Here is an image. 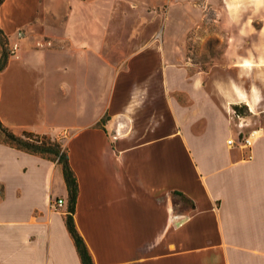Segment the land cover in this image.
Returning a JSON list of instances; mask_svg holds the SVG:
<instances>
[{
    "label": "crops",
    "instance_id": "obj_1",
    "mask_svg": "<svg viewBox=\"0 0 264 264\" xmlns=\"http://www.w3.org/2000/svg\"><path fill=\"white\" fill-rule=\"evenodd\" d=\"M127 2L5 0L9 47L24 38L0 72V120L68 149L95 264H264V129L238 146L227 113L239 86L175 81L187 69L172 65L157 19L113 32ZM130 36L118 69L113 41ZM67 208L61 165L1 140L0 264H83Z\"/></svg>",
    "mask_w": 264,
    "mask_h": 264
},
{
    "label": "rangeland",
    "instance_id": "obj_2",
    "mask_svg": "<svg viewBox=\"0 0 264 264\" xmlns=\"http://www.w3.org/2000/svg\"><path fill=\"white\" fill-rule=\"evenodd\" d=\"M120 16L124 22L113 32L123 35L141 32L144 26L150 28L151 19L158 20L161 45L163 37L172 65L187 69L176 74L175 81L198 74L205 83L216 82L223 95L229 92L228 83L242 89L235 88L239 103L227 113L235 138L243 139L254 128L264 129V0H128ZM132 47L137 41L131 36L113 41L118 69L125 66V52ZM249 94H256L258 105ZM243 95L253 102L254 111L241 101ZM211 99L216 101L215 96Z\"/></svg>",
    "mask_w": 264,
    "mask_h": 264
},
{
    "label": "trees",
    "instance_id": "obj_3",
    "mask_svg": "<svg viewBox=\"0 0 264 264\" xmlns=\"http://www.w3.org/2000/svg\"><path fill=\"white\" fill-rule=\"evenodd\" d=\"M4 1L5 0H0V6ZM0 47V72H2L7 66L11 53L7 36L1 27ZM235 110L242 112L237 107H235ZM102 123H104V120ZM0 134L5 144L34 155H39L61 165L68 191V208L66 214L67 228L75 242L82 263L95 264L93 256L75 224L74 215L79 195V184L77 176L70 164L68 149L64 147L59 140L48 134H36L28 131H24L20 135L16 134L4 125L1 120ZM175 194L183 197L181 193L176 192Z\"/></svg>",
    "mask_w": 264,
    "mask_h": 264
},
{
    "label": "built area",
    "instance_id": "obj_4",
    "mask_svg": "<svg viewBox=\"0 0 264 264\" xmlns=\"http://www.w3.org/2000/svg\"><path fill=\"white\" fill-rule=\"evenodd\" d=\"M17 36H18V41L15 42L13 44V46L10 48V53L11 55H15L20 47V40L24 38V32L23 31H18L17 32ZM40 46H42L41 43H39ZM235 114V111H233ZM238 118H240L239 115H236ZM241 125V122L239 123ZM257 135V131L253 130L251 131L246 137H244L243 139H241L239 137L238 140V146L241 147L242 149H250L253 143V138ZM236 142L233 139H230L228 141L229 145H234ZM63 200L62 199H58L55 202V206L56 207H61L63 205Z\"/></svg>",
    "mask_w": 264,
    "mask_h": 264
},
{
    "label": "bare ground",
    "instance_id": "obj_5",
    "mask_svg": "<svg viewBox=\"0 0 264 264\" xmlns=\"http://www.w3.org/2000/svg\"><path fill=\"white\" fill-rule=\"evenodd\" d=\"M241 100L244 101V102H246V103H250V101L248 99H245L244 97H241Z\"/></svg>",
    "mask_w": 264,
    "mask_h": 264
}]
</instances>
